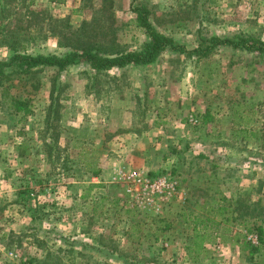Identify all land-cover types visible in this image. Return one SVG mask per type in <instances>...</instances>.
Here are the masks:
<instances>
[{"label": "rangeland", "instance_id": "rangeland-1", "mask_svg": "<svg viewBox=\"0 0 264 264\" xmlns=\"http://www.w3.org/2000/svg\"><path fill=\"white\" fill-rule=\"evenodd\" d=\"M140 8L153 63L7 64L142 50ZM234 35L264 0H0V264H264V57L192 52Z\"/></svg>", "mask_w": 264, "mask_h": 264}, {"label": "trees", "instance_id": "trees-1", "mask_svg": "<svg viewBox=\"0 0 264 264\" xmlns=\"http://www.w3.org/2000/svg\"><path fill=\"white\" fill-rule=\"evenodd\" d=\"M140 14L138 22L141 26L146 28V33L149 37L147 45L139 51H127L110 55H103L99 52H92L91 48H84L82 52L69 53L64 58H56L45 55H31L15 54L8 65L16 64L22 68V72H28L31 68L39 65H56L61 69H65L68 65L77 60V58H85L91 64L97 73L109 71L112 68H125L129 65L143 66L155 62L160 56L161 52L167 48L176 49L173 39L157 31L152 24L147 20V11L145 8L139 9ZM208 43V44H207ZM220 45H226L234 49L244 50L248 52H256L258 55L264 57V40L255 37H246L242 35H234L226 38L213 37L205 45L201 44L192 52L197 53L199 57L208 55L213 49ZM3 71L0 69V75ZM12 103L18 110L30 112L28 105L21 99L12 98ZM225 210L226 207L219 208ZM205 233L196 230L193 246L190 249L199 252L203 248Z\"/></svg>", "mask_w": 264, "mask_h": 264}, {"label": "built area", "instance_id": "built-area-1", "mask_svg": "<svg viewBox=\"0 0 264 264\" xmlns=\"http://www.w3.org/2000/svg\"><path fill=\"white\" fill-rule=\"evenodd\" d=\"M146 186L149 187L150 184H147ZM151 187H154L155 189H157V190H159V191H162V189H161L162 186L159 185V184H152Z\"/></svg>", "mask_w": 264, "mask_h": 264}]
</instances>
